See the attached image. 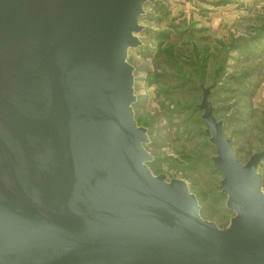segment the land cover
<instances>
[{
  "label": "water",
  "instance_id": "obj_1",
  "mask_svg": "<svg viewBox=\"0 0 264 264\" xmlns=\"http://www.w3.org/2000/svg\"><path fill=\"white\" fill-rule=\"evenodd\" d=\"M153 0H0V264H264V151L198 106L230 226L155 175L129 49Z\"/></svg>",
  "mask_w": 264,
  "mask_h": 264
},
{
  "label": "rangeland",
  "instance_id": "obj_2",
  "mask_svg": "<svg viewBox=\"0 0 264 264\" xmlns=\"http://www.w3.org/2000/svg\"><path fill=\"white\" fill-rule=\"evenodd\" d=\"M139 25L141 46L129 49L126 62L134 68L132 107L150 138L148 166L184 180L202 217L227 229L234 212L209 164L215 148L195 112L203 93L194 86L212 85L223 68L212 101L225 136L243 164L264 150V0H153ZM258 171L264 191V160Z\"/></svg>",
  "mask_w": 264,
  "mask_h": 264
},
{
  "label": "trees",
  "instance_id": "obj_3",
  "mask_svg": "<svg viewBox=\"0 0 264 264\" xmlns=\"http://www.w3.org/2000/svg\"><path fill=\"white\" fill-rule=\"evenodd\" d=\"M223 68L222 69H220V71H218V73H216V76H215V79L213 80V83H212V85H208V86H206V85H204L203 83L201 84H198V85H195L194 87H196L198 90H202V93L204 92V88H208V87H212V89H211V97H210V100H211V102H212V105H213V107H214V104H213V101H212V97H213V90H215V88L217 87L216 85L217 84H219L220 83V81H221V78H222V75H223ZM202 98H203V94H202ZM201 101H202V99H201ZM201 103V102H200ZM200 105V104H199ZM198 105V106H199ZM195 107L196 109H195V112L196 111H201L202 112V114H203V111L202 110H200L199 109V107ZM214 109H215V111H214V114H215V116H216V118H217V111H216V108L214 107ZM218 119V118H217ZM201 120H202V115H201ZM218 120H221V119H218ZM224 121V120H223ZM137 122H138V120H137ZM139 123V125H141V126H144L145 127V125H142L140 122H138ZM202 123H203V126H204V133H203V135L204 136H206V138H207V140L209 139V136L205 133V124H204V121L202 120ZM224 127H225V122H224ZM208 142H209V140H208ZM262 151V150H261ZM264 151V150H263ZM212 162V161H211ZM211 162H209V164H210V166H211V168L214 170V171H216V172H219L218 170H216L215 169V167L213 166V163H211ZM159 175V174H158ZM221 228V227H220Z\"/></svg>",
  "mask_w": 264,
  "mask_h": 264
}]
</instances>
